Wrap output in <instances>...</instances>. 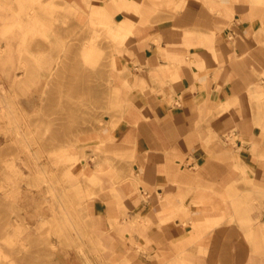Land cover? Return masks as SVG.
I'll list each match as a JSON object with an SVG mask.
<instances>
[{"label": "crops", "instance_id": "1", "mask_svg": "<svg viewBox=\"0 0 264 264\" xmlns=\"http://www.w3.org/2000/svg\"><path fill=\"white\" fill-rule=\"evenodd\" d=\"M58 1L72 10V30L86 26L102 51L94 66L77 55L58 76L37 72L34 110L71 113L62 120L78 134L55 157L72 167L55 173L76 178L36 192L29 181L17 202L7 170L0 264H15L26 222L43 229L81 215L111 264H264V0ZM92 6L105 7L103 20L91 21ZM63 80L81 101L60 102ZM49 190L66 199L47 200Z\"/></svg>", "mask_w": 264, "mask_h": 264}, {"label": "rangeland", "instance_id": "2", "mask_svg": "<svg viewBox=\"0 0 264 264\" xmlns=\"http://www.w3.org/2000/svg\"><path fill=\"white\" fill-rule=\"evenodd\" d=\"M33 10L36 11L33 15L35 16V26L40 29L43 28L44 33H32L29 31L33 23L29 12ZM71 13L72 10L60 5V1L58 0H0V100L3 97L11 99L16 115L15 120L19 121L22 129L28 135L24 139V142L18 141L14 135L11 137V134H8L9 138H6L5 132L10 124L6 118L0 117V168L5 169V175L0 173V184L7 183V170L11 171L15 169L16 175L14 179L17 190V202L21 199L19 190L26 185L29 188L33 185L31 190L32 192H36L35 189L40 190L42 188L41 184L46 186V183H48L50 189L52 184L58 185L59 183V186H61L63 182L64 185L65 183L70 185L73 179L76 178L71 175L69 177L63 176L62 178V176H57L55 173L56 168H66L73 163L72 159L55 158L58 151L61 153L63 151L70 152L72 139L77 138L78 134L75 136L72 134L73 127L71 121L69 119L62 120L63 115L71 113L35 111L34 106L41 101L40 81L37 79V81L34 80L33 82L26 81V85L21 84L20 80H22L25 74L22 75L24 71L22 72L19 67L21 59L30 61L32 59L31 63L29 61V65H35L37 72L40 70L48 71L47 66L50 64V59L53 58L49 56H54L55 62L52 64L53 70H51L54 71L61 61H69L71 56L79 55L78 49L72 47V41L83 42L88 38L89 32L86 26L76 27L74 31L72 30ZM30 44L32 47H29ZM39 44L44 45L43 47L35 46ZM67 66L68 70H72L71 64L67 65L66 62L62 68ZM61 70H58L55 76H58ZM71 82L63 80L65 86L59 93L60 102L64 100L70 103L81 101V97L77 96L75 98L70 94L71 90L68 85ZM55 83L57 82L53 81L54 85ZM44 89L46 90L47 86ZM45 90L42 97L44 102H46L47 97ZM30 105H33L31 110H29ZM22 109H24V112H22ZM102 114L110 115L112 113L106 112ZM61 123L68 125L58 128L64 134V137H62L64 141L61 140V144L56 145L51 142V138L54 135L55 126L57 124L61 125ZM101 123H103V119ZM77 132L78 129L76 127ZM25 152L28 155V159L26 160H24ZM41 155L44 157V161L40 160ZM46 155L51 157V159L45 160ZM74 164H77V160ZM47 166L48 174L40 175L39 168H46ZM25 167L28 168L32 175H23L21 169ZM10 178L12 177L10 176ZM61 178L63 179L62 181ZM29 181H31L32 185L29 184ZM0 189H2V186ZM54 192L49 190L45 194L49 196L53 195ZM55 193L60 195L58 192ZM34 194L39 198V191L33 193V196ZM17 211L20 210L17 208ZM20 221L24 222L18 216L17 224H20ZM42 227L47 230L46 233H43V229L39 223H34L31 227L26 222V227L24 225L22 228L20 239H16L15 242V264H28L22 258L25 257L27 259L26 256H29V254L26 255V253L35 250H37L36 255H33L47 264H51V262L53 264H111L104 256L97 254V251L99 253L100 250L95 245L96 242L88 231V225L82 215L78 224L70 222L57 224L49 221L42 225ZM42 248L45 252L40 255L39 251ZM57 252L62 253V255L57 256ZM1 259L5 260V264H9V259L10 264L12 262L11 257L8 256H2Z\"/></svg>", "mask_w": 264, "mask_h": 264}, {"label": "bare ground", "instance_id": "3", "mask_svg": "<svg viewBox=\"0 0 264 264\" xmlns=\"http://www.w3.org/2000/svg\"><path fill=\"white\" fill-rule=\"evenodd\" d=\"M32 1V0H31ZM36 13V11H32L29 12V15H31V20L33 19V23H32V27L30 28L29 31H31L32 33H44V29H40L37 28L35 26V16H33ZM95 18L101 19L103 20L105 18V7L103 6H97L91 7V11H90V19L91 21L94 20ZM97 37V35H92L91 37L85 39V41L83 42L82 46L79 48V56H80V60L82 61V63L84 64V66H89V64L91 66H94L93 62L96 61L100 56H102V51L101 49L96 47L95 44V38ZM117 55V54H116ZM55 62V58L50 59V64L47 66L48 71L53 70L52 64ZM33 63H35V61H33ZM65 62L61 61L60 63H58V67L57 69H55L53 72V74H55L56 72H58V70H61V68L63 67V64ZM19 67L22 70V75L23 78L22 80H20L21 84L26 85V81H37V71H36V67L35 65H29V62L27 60L21 59L20 63H19ZM18 77H20L19 75H17ZM12 101L11 99H8L6 97H3L2 100H0V117L2 118H6L9 121V126L5 132L6 138H9L8 134H11V137L14 135V137L18 140V141H23L24 139L28 137L27 133L22 129L20 123L18 120H15L16 115H15V110L12 107ZM22 112H24V109H22ZM16 135V136H15ZM56 136V132L54 131V135L53 137ZM52 137V138H53ZM79 162V161H78ZM72 166V165H71ZM82 166V165H81ZM71 168V167H70ZM53 188V187H51ZM52 194V193H50ZM60 195H57L55 192L53 195H49L47 196V200H50L51 202H55V204H59V200H63L66 199V197H62L60 198ZM64 223H67L66 221H64ZM59 224V223H57ZM17 229H21L19 227V225L17 226ZM91 230V229H90ZM45 252V250L43 251V253ZM29 256H26L27 259L22 258V260H26L28 262V264H47L46 262L42 261L40 258L38 259L37 256H34L33 253H28ZM51 264H53L51 262Z\"/></svg>", "mask_w": 264, "mask_h": 264}]
</instances>
